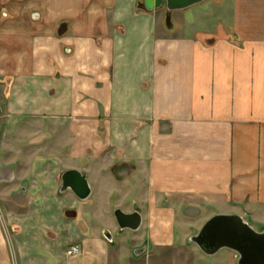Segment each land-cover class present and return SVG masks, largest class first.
<instances>
[{"label":"crops","instance_id":"obj_1","mask_svg":"<svg viewBox=\"0 0 264 264\" xmlns=\"http://www.w3.org/2000/svg\"><path fill=\"white\" fill-rule=\"evenodd\" d=\"M171 6L0 0V264H238L192 239L264 233V0Z\"/></svg>","mask_w":264,"mask_h":264},{"label":"water","instance_id":"obj_2","mask_svg":"<svg viewBox=\"0 0 264 264\" xmlns=\"http://www.w3.org/2000/svg\"><path fill=\"white\" fill-rule=\"evenodd\" d=\"M164 0H157L163 3ZM176 0H168L169 8ZM190 5L201 0H181ZM62 191H71L80 200H86L91 195L87 177L79 171L70 170L62 175ZM121 230L137 231L142 223L139 213L126 214L117 209L114 213ZM192 241L207 255L216 254L221 249L236 252L240 259L238 264H264V233L255 231L241 217L215 216L203 227ZM144 249L135 252L142 254Z\"/></svg>","mask_w":264,"mask_h":264},{"label":"built area","instance_id":"obj_3","mask_svg":"<svg viewBox=\"0 0 264 264\" xmlns=\"http://www.w3.org/2000/svg\"><path fill=\"white\" fill-rule=\"evenodd\" d=\"M68 256H78L81 254V248L77 245L70 246L67 250Z\"/></svg>","mask_w":264,"mask_h":264},{"label":"rangeland","instance_id":"obj_4","mask_svg":"<svg viewBox=\"0 0 264 264\" xmlns=\"http://www.w3.org/2000/svg\"><path fill=\"white\" fill-rule=\"evenodd\" d=\"M3 123H4V122H3V120L1 119V120H0V125H2V126H3ZM2 137H3V134L1 133V134H0V141H2V140H3V139H2Z\"/></svg>","mask_w":264,"mask_h":264}]
</instances>
